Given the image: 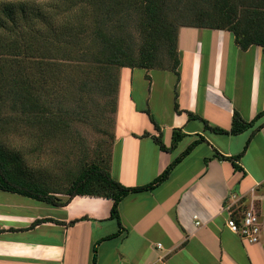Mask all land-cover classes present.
I'll list each match as a JSON object with an SVG mask.
<instances>
[{"label": "crops", "instance_id": "1", "mask_svg": "<svg viewBox=\"0 0 264 264\" xmlns=\"http://www.w3.org/2000/svg\"><path fill=\"white\" fill-rule=\"evenodd\" d=\"M178 57L176 72L123 68L132 75L124 97L121 70L110 168L122 185L145 186L196 143L168 180L124 198L122 226L108 198L60 206L0 191V264H92L94 250L97 264H264V232L250 244L226 226L229 207L264 220L263 48L243 50L228 30L181 26ZM235 116L253 125L232 134Z\"/></svg>", "mask_w": 264, "mask_h": 264}, {"label": "trees", "instance_id": "2", "mask_svg": "<svg viewBox=\"0 0 264 264\" xmlns=\"http://www.w3.org/2000/svg\"><path fill=\"white\" fill-rule=\"evenodd\" d=\"M172 1L82 0L83 5L79 9L81 0H54V2L51 0L48 3L49 12L46 13L40 8L38 16H42L46 21L62 19V27L53 25V29V26H49V30L43 33L29 26L31 28L29 36L21 34L22 29L19 28L24 21L28 25L34 24L33 21L27 22L29 21V18H26L28 11L21 9L20 11L25 16L20 17L16 14V10L7 6L0 11V35L4 36V39L0 41V79L2 78L3 81V77H6L13 67L9 61H19L32 50L33 55H42L40 63L46 60L44 56L58 60L61 56L64 59L74 58L72 48L78 37L82 36L89 42L87 52L81 53L82 57H80L82 69H85L87 75L84 84L90 82L102 97L116 96L114 111H117L119 80L113 74L118 68L160 69L176 72L179 66L178 32L181 26L228 30L234 33L237 44L243 50L252 45H259L264 53V0H202V3L209 6L205 4L200 6L192 15L194 16L193 21L180 26L169 15ZM174 1L183 3L189 0ZM87 7L90 10L87 11ZM76 12L79 16L81 14L79 21H77L79 17L76 16ZM132 14L137 16L135 28L142 36L139 48L132 44L133 36L128 33L127 29L126 20H130ZM33 36L43 40L38 45L34 44ZM20 76L15 75L16 84L11 89H7L5 83V85L0 84V191L16 193L60 206L68 204L76 196L108 198L113 201L111 217L122 226L120 204L124 198L133 193L156 189L168 180L176 165L196 145V143L192 144L150 184L141 187H126L115 180L110 173L112 149L115 142L114 132H112L106 162H92L85 165L80 172L71 175L70 188L66 192L60 191L54 183L61 176L58 174L51 176L48 184L43 179V182L41 179L35 180L32 174L27 173L29 168L23 159V153L20 150H10V147L6 145L8 138L6 134L20 133L24 126H28L27 136L40 142L44 141L45 134H50L48 137H52L57 130L54 121L50 118L52 112L39 103V98L33 96L34 93L31 89H27V84L20 83ZM11 98H15L20 103V110L24 114L27 113L26 118H19L18 115L15 118L10 116L9 119L3 117L4 109ZM261 116V114L258 115V118ZM252 125L253 122L248 123L235 116L231 133L239 134ZM156 127L159 129L158 125ZM214 130L228 133L222 129ZM181 138V133L175 131L174 147ZM154 139L163 150L172 149L163 144L161 136H155ZM39 150L40 148L35 149V151ZM227 159L232 160V158ZM36 177H40L39 173ZM56 193H64L68 199L61 200L55 196ZM1 232L3 230H0ZM94 252L92 264H97L96 251Z\"/></svg>", "mask_w": 264, "mask_h": 264}, {"label": "rangeland", "instance_id": "3", "mask_svg": "<svg viewBox=\"0 0 264 264\" xmlns=\"http://www.w3.org/2000/svg\"><path fill=\"white\" fill-rule=\"evenodd\" d=\"M49 1L51 0H0V11L10 6L17 11L18 16L24 17L25 14L20 11L24 9L28 11L26 18H29V21L27 22L33 21L34 24L28 25L25 21L20 24L21 34L29 36L31 28L39 29L45 33V30H49V26L62 27L63 25L62 19L46 21L42 16H38L40 8L46 13L49 12L47 10ZM52 1L54 2V0ZM201 1L189 0L179 3L173 0L170 3V18L178 26L190 24L193 21L194 16L192 15L194 12L205 4ZM82 5L81 0L79 9ZM205 5L209 6L208 4ZM88 7L92 9V7ZM88 7L87 11L90 10ZM76 16L79 17L77 20L79 21L81 14L79 16L76 12ZM126 22L128 33L133 36L132 44L139 48L142 43V36L135 28L137 26V16L132 14L130 20H126ZM33 38L34 44L37 45L43 40L40 37L33 36ZM2 39H4V36L0 35V41ZM88 46L89 42L85 37H78L75 46L72 48L74 58L67 57L68 59H64L61 56L58 60L44 56L46 60L43 63H40L42 55H33L34 51L32 50L27 52L19 61H9L13 67L8 71V75L3 77V81L2 78L0 79V84L5 83L7 89H11L16 84L15 75H21L19 77L20 83L27 84V89H31L34 93L33 96L39 98V103L52 112L50 118L57 127L52 137H48L50 134H45L43 142L32 140V137L27 136L29 133L28 126H24L20 133L10 132L8 135L6 134L8 137L6 145L10 147V150H20L23 153V159L30 169L27 170V173L32 174L35 180L41 179L42 182L44 180L48 184L51 176L56 174L61 176L54 184H56L58 190L64 192L71 186V175L80 172L82 167L92 162H106L112 132H114L116 139L117 111H114L116 96L102 97L90 82L84 84L87 75L85 69H82L83 65H81L80 57H82L81 53L87 52ZM121 70L123 71L122 96L124 97L128 85L131 84L132 75L131 70L118 68L113 76L119 80V86ZM137 71L140 70L137 69ZM142 71L146 70L143 69ZM145 74L147 76V72ZM4 112L3 117L8 119L10 116L15 118L16 115L19 118L27 117V113L24 114L20 110V103L15 98L9 100ZM127 127L121 114L117 132L124 133ZM37 148H40V150L35 151ZM38 173L39 178L36 177Z\"/></svg>", "mask_w": 264, "mask_h": 264}, {"label": "built area", "instance_id": "4", "mask_svg": "<svg viewBox=\"0 0 264 264\" xmlns=\"http://www.w3.org/2000/svg\"><path fill=\"white\" fill-rule=\"evenodd\" d=\"M229 218L226 222L227 228L234 234L241 237L250 244L260 243L264 232V220L255 209L241 211L239 209L228 208ZM196 225L200 226L202 222L198 216Z\"/></svg>", "mask_w": 264, "mask_h": 264}]
</instances>
